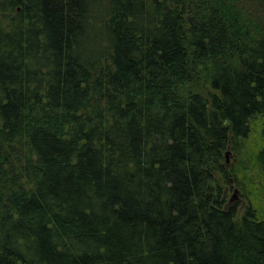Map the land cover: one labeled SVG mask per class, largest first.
<instances>
[{
  "label": "trees",
  "instance_id": "trees-1",
  "mask_svg": "<svg viewBox=\"0 0 264 264\" xmlns=\"http://www.w3.org/2000/svg\"><path fill=\"white\" fill-rule=\"evenodd\" d=\"M259 114L264 0H0V264H264Z\"/></svg>",
  "mask_w": 264,
  "mask_h": 264
},
{
  "label": "rangeland",
  "instance_id": "rangeland-1",
  "mask_svg": "<svg viewBox=\"0 0 264 264\" xmlns=\"http://www.w3.org/2000/svg\"><path fill=\"white\" fill-rule=\"evenodd\" d=\"M204 86L209 88L208 83ZM251 128L250 135L240 139L238 149L229 147L224 152L227 175L217 173L226 207L237 205L238 219L249 205L264 219V173L259 161V153L264 148V114L253 118Z\"/></svg>",
  "mask_w": 264,
  "mask_h": 264
}]
</instances>
